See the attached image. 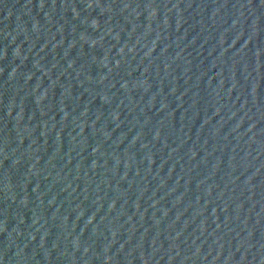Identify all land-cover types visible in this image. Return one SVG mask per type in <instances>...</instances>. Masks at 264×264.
I'll list each match as a JSON object with an SVG mask.
<instances>
[{"label": "water", "instance_id": "water-1", "mask_svg": "<svg viewBox=\"0 0 264 264\" xmlns=\"http://www.w3.org/2000/svg\"><path fill=\"white\" fill-rule=\"evenodd\" d=\"M0 264H264V0H0Z\"/></svg>", "mask_w": 264, "mask_h": 264}]
</instances>
